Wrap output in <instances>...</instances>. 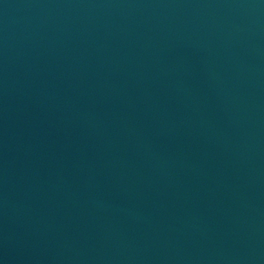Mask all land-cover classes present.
<instances>
[{"label": "water", "instance_id": "obj_1", "mask_svg": "<svg viewBox=\"0 0 264 264\" xmlns=\"http://www.w3.org/2000/svg\"><path fill=\"white\" fill-rule=\"evenodd\" d=\"M0 264H264V0H0Z\"/></svg>", "mask_w": 264, "mask_h": 264}]
</instances>
